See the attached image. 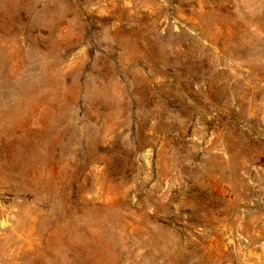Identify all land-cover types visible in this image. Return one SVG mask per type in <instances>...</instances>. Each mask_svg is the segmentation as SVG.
Here are the masks:
<instances>
[{"label": "rangeland", "instance_id": "rangeland-1", "mask_svg": "<svg viewBox=\"0 0 264 264\" xmlns=\"http://www.w3.org/2000/svg\"><path fill=\"white\" fill-rule=\"evenodd\" d=\"M257 261L264 0H0V264Z\"/></svg>", "mask_w": 264, "mask_h": 264}, {"label": "crops", "instance_id": "crops-1", "mask_svg": "<svg viewBox=\"0 0 264 264\" xmlns=\"http://www.w3.org/2000/svg\"><path fill=\"white\" fill-rule=\"evenodd\" d=\"M259 261L255 262V264H258Z\"/></svg>", "mask_w": 264, "mask_h": 264}, {"label": "built area", "instance_id": "built-area-1", "mask_svg": "<svg viewBox=\"0 0 264 264\" xmlns=\"http://www.w3.org/2000/svg\"><path fill=\"white\" fill-rule=\"evenodd\" d=\"M245 243H246V241H245Z\"/></svg>", "mask_w": 264, "mask_h": 264}, {"label": "bare ground", "instance_id": "bare-ground-1", "mask_svg": "<svg viewBox=\"0 0 264 264\" xmlns=\"http://www.w3.org/2000/svg\"><path fill=\"white\" fill-rule=\"evenodd\" d=\"M33 182V181H32Z\"/></svg>", "mask_w": 264, "mask_h": 264}]
</instances>
